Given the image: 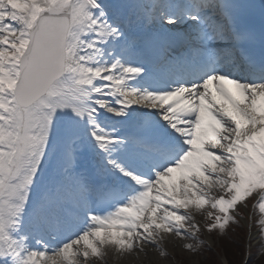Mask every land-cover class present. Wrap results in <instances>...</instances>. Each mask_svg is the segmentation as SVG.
Listing matches in <instances>:
<instances>
[{"label":"snow or ice","instance_id":"1","mask_svg":"<svg viewBox=\"0 0 264 264\" xmlns=\"http://www.w3.org/2000/svg\"><path fill=\"white\" fill-rule=\"evenodd\" d=\"M253 197L264 0H0V264L195 253Z\"/></svg>","mask_w":264,"mask_h":264},{"label":"rangeland","instance_id":"2","mask_svg":"<svg viewBox=\"0 0 264 264\" xmlns=\"http://www.w3.org/2000/svg\"><path fill=\"white\" fill-rule=\"evenodd\" d=\"M241 207H243V206H241ZM243 208L244 209L241 210V212L243 213L242 218L241 217L238 218L239 219V220H237L238 223H231L234 226H236V228L234 230H229L228 236L223 237L222 234L218 230L214 231L212 233L203 232V233L197 234L199 237V240L204 241L205 244L208 243V247H209V245L210 246H212V245L209 244L207 236L213 240V243H215V248H214L215 251L214 252L216 255L212 254V253H209V255H208L207 249L203 248V247H205L204 244H203V246L199 247V250L197 252H195V253L190 252V251L184 249L182 247V245L184 243H192L195 246L197 244V241H182V240L178 239L177 237L173 236V237H169L165 241V247H166L167 251L169 252V256L166 259L161 258L159 256L158 252H156L153 248H151V247L145 248L144 252H146L148 255V258H147L148 264H165L164 262H166V261L169 264H218V263H216L217 258H219L220 261H222L221 264H228L226 258L228 257V259H230V257H232V259H233V256L235 254L239 255V259H237L234 264H243V262H240V258L241 257L244 258V256L246 255V251L243 248V239H244L245 235L248 233V236L250 237V241H252V244H251L249 250L252 249L257 244V242L261 239V236L259 237L260 230L254 231L251 228V222H250L251 212H250V210H247L246 207H243ZM246 210L248 212H246ZM247 218H249V219H247ZM199 219H200L201 225L203 226L206 223V221L204 220V218L201 215H199ZM245 222L246 223L248 222V224L245 225ZM257 224L258 223H256V226H257ZM252 233L255 234V236L253 238L251 237ZM226 234H227V231H226ZM167 241L169 242L168 245L166 244ZM171 243H177L174 245L176 247L169 246V244H171ZM178 243H179V245H178ZM107 253H109L113 257V259L116 260V254H115L114 248H112L111 251H107ZM255 253H257V252L253 253V251L250 250L249 258L252 257V254H255ZM258 258H260V257H258ZM258 258H255V261H259L260 259H258ZM263 258H264V255L261 257L262 260H260L259 264H264ZM108 260H109V258L105 256V259L103 261L97 260L95 262V264H108L107 263ZM158 260H163V261H158ZM230 262H231V259H230Z\"/></svg>","mask_w":264,"mask_h":264},{"label":"bare ground","instance_id":"3","mask_svg":"<svg viewBox=\"0 0 264 264\" xmlns=\"http://www.w3.org/2000/svg\"><path fill=\"white\" fill-rule=\"evenodd\" d=\"M226 236H228V234ZM254 236H255V234L252 233L251 237L253 238ZM207 238H208L209 244L212 245V246L209 245V247L215 248V243H213V240L208 236H207ZM168 243L169 242L167 241L166 244L168 245ZM175 244H177V243H171V244H169V246L176 247V246H174ZM178 245H179V243H178ZM255 246H257V244ZM261 257H262V255H261ZM261 257H260V259H261ZM108 258H109V260L107 261L108 264H127V263L128 264H148V260H147L148 255L146 252H142L139 254L134 252V253L122 254V255L120 253H118V254H116V260L113 259V257L109 254ZM158 261H163V260H158ZM164 263L169 264L167 261ZM227 263L229 264L230 261H227Z\"/></svg>","mask_w":264,"mask_h":264}]
</instances>
